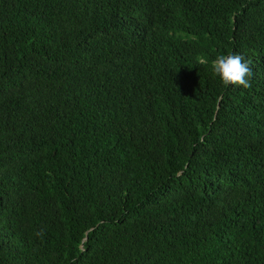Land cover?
<instances>
[{
	"label": "trees",
	"instance_id": "trees-1",
	"mask_svg": "<svg viewBox=\"0 0 264 264\" xmlns=\"http://www.w3.org/2000/svg\"><path fill=\"white\" fill-rule=\"evenodd\" d=\"M0 264H264V0H0Z\"/></svg>",
	"mask_w": 264,
	"mask_h": 264
},
{
	"label": "clouds",
	"instance_id": "clouds-1",
	"mask_svg": "<svg viewBox=\"0 0 264 264\" xmlns=\"http://www.w3.org/2000/svg\"><path fill=\"white\" fill-rule=\"evenodd\" d=\"M212 73L225 86L251 87L252 71L249 62L240 54L220 55L211 62Z\"/></svg>",
	"mask_w": 264,
	"mask_h": 264
}]
</instances>
